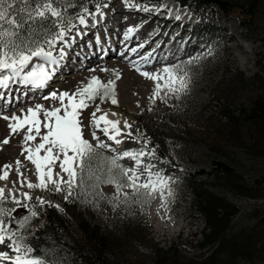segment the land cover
Listing matches in <instances>:
<instances>
[{
	"label": "rangeland",
	"instance_id": "1",
	"mask_svg": "<svg viewBox=\"0 0 264 264\" xmlns=\"http://www.w3.org/2000/svg\"><path fill=\"white\" fill-rule=\"evenodd\" d=\"M136 2L135 5H145L152 10L144 12L139 7L126 6L124 0H112L107 7L102 8L114 14L106 16L109 22H104L107 25L104 28L108 34H112L120 28V23L124 22L122 29L127 30L131 21L135 24L138 22V29L147 25L143 39L152 38L161 31L154 46L145 54L149 56L150 51L157 50L161 42L167 45L174 34L172 29L166 36L170 27L164 25L161 12L168 2L158 6ZM188 8L197 14V25L175 27L176 37L182 38L174 48L173 57L170 59L169 55L172 54H166V57L162 53L158 56L161 64L157 68L140 69L150 73L159 72L163 67L182 63L190 76L188 91L176 95L162 91L160 96L153 98L154 84L149 90L146 86L142 87V82L133 84L137 76H141L136 71V65L123 62L118 55L100 61L98 53L88 58L85 55L86 62L78 57L82 55L80 52L72 51L73 57L69 58L68 55L70 67L63 70L62 74H56L60 79L53 82L45 94L35 101L14 104L4 111L8 115H20V110L36 104L46 109L59 107L58 100L44 97H50L53 91L57 94L65 91L72 94L77 88L85 87L94 76L103 84L109 81L115 84L116 104H112L110 97L102 102L97 96L94 101H87L88 107L80 110L78 119L82 121V126L89 125L92 113L99 106L97 118L106 114V119L118 121L121 135L117 139L122 143L116 144L117 147L106 139L101 130L97 131L99 127L95 130L97 137L109 145L107 149H110L114 157L124 151L138 152L143 148L145 155L140 157V169L145 164L154 165L150 170L153 173L160 171L168 178L171 194L165 190L162 195L159 192L153 195V203L158 196H164L167 202V207L153 214V203L145 209L148 198L143 195L130 201L137 203V206L128 212L123 209L124 203H117L113 207L107 199L101 200L94 196L88 197L90 202L86 203L83 199L77 203L78 207L70 213L69 232L76 235L75 238L71 236V240L82 241L85 251L93 250L96 244L90 242L89 238L107 240L108 250L102 255H95H100L98 259H105L111 264H264V185L259 184L264 178V145L260 133L246 124L244 118L239 119L241 122L235 120V124L225 117V114L238 117L264 89V0L256 5L252 23L246 28H242L235 17L227 16L216 8L195 5ZM74 24L76 29L78 21ZM181 29L185 32L179 34ZM77 43L76 46L80 45ZM166 45L164 50L167 49ZM197 54L202 58L188 65L187 61ZM90 58L99 61L93 63L94 60L90 61ZM155 58L153 56L152 62ZM85 64L91 65L85 68ZM40 119V131L44 135L47 129L43 128L42 113ZM125 122L131 127L124 128ZM9 123L0 118V175L5 171L8 173L6 179H0V188L16 189L24 197L27 193L31 199H24L23 202L40 204L39 198L44 201L42 205H54L61 209L63 202L70 198L66 184L60 185L59 192L50 183L43 190H30L27 187L29 182L38 184L39 179L35 165L27 159L25 148H35L41 142L40 137L25 143L26 129L12 133ZM101 123L100 129L104 127ZM83 132L84 138L95 147L96 141L92 138L91 129L84 127ZM129 132L132 135L129 136ZM5 139L9 141L7 144L3 143ZM45 154L43 150L39 153L41 157ZM160 154L165 158H161ZM17 161L20 162L19 167ZM119 161L126 163L128 168H136L135 161L130 158L125 157ZM216 163H222L232 170L233 182L226 183L222 176L212 174ZM59 164L58 160L52 168L53 179L62 178L67 181V174L61 173ZM5 165L11 167L6 169ZM200 171L206 174L192 180L190 175H197ZM146 181L145 173L141 175L139 183ZM200 191L222 199L223 205L230 207V219L224 222V238L235 239L230 245L232 251L226 249V246L222 247V242L221 245L217 242L203 246V233L208 223L197 207V193ZM99 192L108 199L116 196L111 185H101ZM126 195L132 196L130 189H123L120 200ZM16 198L4 192V201H17ZM84 222L90 227L89 231L97 234L84 237L86 231L81 226ZM44 224V219L31 221L27 236L33 237ZM28 247L23 242L22 251ZM0 251L15 255L4 246H0ZM66 253L70 254L64 251ZM1 263L9 264L7 261Z\"/></svg>",
	"mask_w": 264,
	"mask_h": 264
},
{
	"label": "snow or ice",
	"instance_id": "2",
	"mask_svg": "<svg viewBox=\"0 0 264 264\" xmlns=\"http://www.w3.org/2000/svg\"><path fill=\"white\" fill-rule=\"evenodd\" d=\"M124 2L126 6L139 7V10L144 12L152 10L145 5H133L130 0H124ZM73 6L77 8L75 15L68 12V8ZM104 7H107V4L103 3V0H96L97 11L90 13L84 0H0V89L9 88L10 84L14 82L33 88H44L65 60L66 49L71 47L76 36L82 35L80 32H74V20L78 19L79 25L86 27V16H91L92 19H95L96 15L103 17L104 13L101 9ZM179 18L177 15L176 19ZM132 31V28L127 30L129 33ZM131 51L135 53L136 49H131ZM211 51L210 49L209 54ZM54 53L56 54L54 55ZM149 56L143 57L146 63ZM201 58V55L197 54L188 60L187 64L190 65L193 61H199ZM184 68V64L177 63L163 67L159 72L141 71L138 67L136 71L142 77L154 82L153 98H155L160 96L162 91L176 95L189 90L190 76ZM97 96L102 102L105 98L110 97L112 104H116L115 84L112 81L103 84L94 76L85 87L77 88L72 94L67 91L57 94L53 91L50 97H44L53 101L58 100L59 107L46 109L42 105L36 104L33 107L20 110V115L4 114L3 107H0V118L10 121L9 129L12 133L26 129L25 143L40 137L41 142L35 148H25V152L28 153L27 159L35 165L39 179L38 184L34 185L29 182L27 187L30 190L34 188L43 190L50 183L54 185L55 191L59 192L60 185L66 184L69 196L83 195L84 202L87 203L90 202L89 196L98 197L101 200L107 199L98 191V188L102 184L111 185L115 188L116 196L107 199V202L113 207H116L117 203L127 204L133 198H139L141 195L151 199L157 192L162 195L167 190L171 194L168 178L160 171L153 173L150 170L154 165L145 164L143 169H140V157L145 155L143 148L138 152L124 151L121 155L113 158L104 156L97 151V149L109 147L96 135L95 130L101 122L104 124L101 129L103 134L109 140L115 141L116 144L122 143L117 139V136L121 135L118 127L119 122L106 119V114L97 118L96 112L100 111L99 106L92 113L89 125L82 126V121L78 119L80 110L88 107L87 101H94ZM41 113L43 114V128L47 129L44 135H41L40 131ZM113 115L115 114L113 113ZM84 127L91 129L92 138L96 141L95 147L84 138ZM130 127L127 122L124 123V128ZM33 133L35 134L33 135ZM128 135L130 136L132 133L129 132ZM8 142V139L3 141L4 144ZM42 150L46 153L43 157L39 155ZM54 150H56L55 154ZM125 157L134 160L136 168L123 167L118 163V160ZM58 160L61 173L67 174V181L62 178L53 179L52 168ZM94 162L95 167L93 166ZM16 163L19 167L20 162ZM10 167V165H5L6 169ZM145 173L147 181L139 183L141 175ZM7 175L8 173L5 171L3 175H0V179H6ZM77 178H79V184H77ZM77 187L81 189L80 193L75 192ZM125 188L131 190L132 196L126 195L123 200H120V193ZM25 198L31 199L27 193H25ZM3 202L4 190L0 189V246L7 247L15 255L12 256L7 251H0V262L63 264L60 260L48 258L50 250L35 255L32 254L36 251L33 247L22 251L23 235L6 227V223L10 224L12 221H5L3 217L10 216L16 207L26 208L29 215H23L21 219L15 221L19 229H25L32 219L38 216V212L27 204L21 205L18 200L15 201L11 210L4 208ZM38 202L41 205L44 203L39 198ZM5 241L8 243L6 244Z\"/></svg>",
	"mask_w": 264,
	"mask_h": 264
},
{
	"label": "trees",
	"instance_id": "3",
	"mask_svg": "<svg viewBox=\"0 0 264 264\" xmlns=\"http://www.w3.org/2000/svg\"><path fill=\"white\" fill-rule=\"evenodd\" d=\"M109 0H103V3ZM150 3L158 4L162 0H145ZM179 2L182 5H196L198 7L205 6L216 8L222 11L227 16H233L237 18L241 25L244 28L248 27L252 23V20L255 16V7L261 0H174ZM84 4L88 7L89 12H92L96 9V0H84ZM55 6V5H54ZM77 8L75 6L68 8V12L72 15H75ZM82 11V9H80ZM264 83V82H263ZM264 88V87H263ZM262 93L259 94L256 98H253L251 101L250 107L246 110L242 111L238 117H234V115L225 114V117L232 120V122H241L239 120L241 117L244 118L246 124L252 126L253 128L257 129L260 133V138L262 145H264V89H262ZM236 120V121H235ZM237 124V123H235ZM264 147V146H263ZM262 147V148H263ZM98 152H101L104 156L112 158V156L106 152L97 149ZM162 155V154H161ZM163 156V155H162ZM123 167H127L125 164L119 163ZM95 167V162L93 163ZM232 170L226 167L222 163H216L214 171L212 174L222 176L225 178L226 183L233 182L232 181ZM206 174L205 171H200L197 175H190L192 176V180L195 178H202ZM195 176V177H193ZM77 184H79V178H77ZM260 185H264V178H262L259 182ZM104 185V184H102ZM101 187V185H100ZM98 188V191L100 189ZM114 187V186H113ZM115 189V188H114ZM76 193H80L81 189L77 187L75 189ZM102 194V193H101ZM103 195V194H102ZM197 207L204 214L206 218V222L208 223V228L205 233H203V246L220 243L222 242V247L226 246V249L232 251V246L230 245L235 241L225 239V225L224 222H228L230 219V207L227 205H223V200L220 198H214L213 195H210L206 192L200 191L197 193ZM83 195L76 196L72 195L69 198V201L63 202V209H58L54 205H41L38 203H31V202H23L21 205L27 204L33 207L37 212L38 216L33 218V222H38L44 219L45 224L43 228H39L35 236L28 240V243L36 250L35 254L44 253L48 250L49 252V259L52 260H60L63 264H111L108 263L105 259H98L100 257L95 255L100 253L101 255L108 250L106 247L107 240H97V238H89L90 242L94 241L93 250H84L83 243L78 241H72L71 236L75 238L74 232H69V224L71 223V216L70 213L76 207H78L77 203L83 201ZM108 199V198H107ZM152 199V198H151ZM151 199H148L145 202V209L148 207L149 202ZM15 202L9 199H6L3 202V207L6 209L11 210L14 207ZM125 204V203H124ZM137 206V203L129 202L124 205V211L128 212L132 207ZM130 213V212H129ZM23 215H29L27 209L24 207H16L15 211L11 212L10 216H5L3 219L5 221L11 220L12 222L6 223V227L11 228L19 235H23L26 237L27 230L29 229V225L25 229H19L18 225L15 221H18L22 218ZM226 224V223H225ZM82 228L86 231V237L88 234H97L89 231L90 227L84 222L82 223ZM71 228V227H70ZM51 233V234H50ZM70 233V234H69ZM51 235V236H50ZM94 236V235H91ZM228 240V241H225ZM234 249V248H233ZM65 252H69L70 254ZM68 254V255H67ZM56 259H53V257Z\"/></svg>",
	"mask_w": 264,
	"mask_h": 264
},
{
	"label": "bare ground",
	"instance_id": "4",
	"mask_svg": "<svg viewBox=\"0 0 264 264\" xmlns=\"http://www.w3.org/2000/svg\"><path fill=\"white\" fill-rule=\"evenodd\" d=\"M117 19V18H116ZM107 20H108V18H106L105 20H104V22L106 23L107 22ZM116 21V20H115ZM109 22V21H108ZM107 22V23H108ZM123 24H124V22H123ZM123 24L122 23H120V28L119 29H117V30H115V32L114 33H112V37L113 38H115V37H117L118 35H119V30L120 29H122V27H123ZM135 25V26H134ZM128 26H130L129 28H132L133 30H136L135 29V27H136V24L133 22V21H131V23H130V25H128ZM147 26V25H146ZM146 26L145 27H142V28H137V30H136V32H135V34H134V36L132 37V42L133 41H138L140 38H142L143 37V35L145 34V32H146ZM128 28V29H129ZM127 29V30H128ZM161 33V32H160ZM160 33L158 34V36L160 35ZM232 36H234V35H232ZM182 38V36H177L176 37V39L174 40V42L173 43H171L169 46H167L166 44H162L159 48H157V50H155L154 52H152L151 53V55H150V57H149V59H148V62L146 63L145 61H144V59H141V60H139L138 62H136V63H134V65H136V67H138V68H140L141 70L143 69H151V68H157L158 67V65H160L161 64V61L160 60H158V56L160 55V54H162V53H164V54H172L173 52H174V48L178 45V41L180 40ZM78 44V43H77ZM166 45V47H167V49L166 50H164L163 48H164V46ZM150 45H148L147 44V46L145 47V49L144 50H147L146 48H148ZM69 49V48H68ZM67 50V49H66ZM187 53V52H186ZM56 53H54V55H55ZM92 55V54H91ZM111 55H112V53H110V57L109 58H111ZM68 56V55H67ZM153 56H155V57H157V58H155V60L152 62V58H153ZM184 56H186V55H183L182 57H184ZM169 57H170V59H171V57H173V54H172V56L171 55H169ZM107 58V57H106ZM68 59V57L67 58H65V60L62 62V64H61V66L56 70V72H55V75L53 76V78L50 80V82H54V81H56L57 79H60V78H57L56 77V74L57 75H59V73L60 74H62V72H63V70H66L68 67H70L69 65H68V61H66ZM108 59V58H107ZM178 59V58H177ZM142 61V62H141ZM35 62H39V61H35ZM95 61H93V63H94ZM169 61H167V63H168ZM96 63H98V61H96ZM137 63H141L140 65H137ZM87 65H91V64H85V68H87ZM62 76H64V75H61V77ZM67 77V76H66ZM138 78L133 82V84H136L137 82H142V87L143 86H146L147 87V89L149 90V88H151V85H153L154 84V82L153 81H150V80H148V79H146V78H144V77H142V76H137ZM50 82L47 84V86H46V89L48 90V88L47 87H50ZM135 86V85H134ZM134 86L132 87V89L134 88ZM46 90V91H47ZM2 187V186H1ZM0 189H3L4 190V192L5 193H7V194H10V195H13V196H15V197H17V198H24V196L22 195V194H20V192L19 191H16V189H13V190H8L7 188H0ZM23 196V197H22ZM167 202H166V198L164 197V196H160V197H158L155 201H154V203H153V206H152V214L153 213H157V212H160V210L163 208V207H167V204H166ZM165 209V208H164ZM0 264H7V263H1L0 262Z\"/></svg>",
	"mask_w": 264,
	"mask_h": 264
}]
</instances>
